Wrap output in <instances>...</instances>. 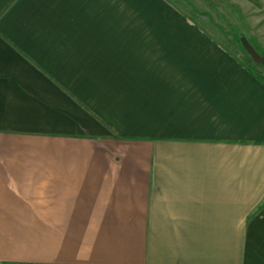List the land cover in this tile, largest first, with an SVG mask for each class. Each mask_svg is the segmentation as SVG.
<instances>
[{
    "label": "crops",
    "instance_id": "obj_1",
    "mask_svg": "<svg viewBox=\"0 0 264 264\" xmlns=\"http://www.w3.org/2000/svg\"><path fill=\"white\" fill-rule=\"evenodd\" d=\"M231 1L227 32L175 0H0V264H264V0Z\"/></svg>",
    "mask_w": 264,
    "mask_h": 264
},
{
    "label": "rangeland",
    "instance_id": "obj_2",
    "mask_svg": "<svg viewBox=\"0 0 264 264\" xmlns=\"http://www.w3.org/2000/svg\"><path fill=\"white\" fill-rule=\"evenodd\" d=\"M176 2H179L180 6L181 7H188L189 5L191 7H198V8H202V9H205V8H210V9H213V10H216L215 12H209V14L211 15V17L213 19H216L220 22H222V25H223V30L229 32L231 31V26L229 24H231V20L233 19H238V17L240 16H235L233 15V13H239V10H241L243 13L245 12H250L251 11V7H246V5H243V6H240L239 7V10L238 8H236L235 6L233 7L231 5L232 1L231 0H175ZM189 4V5H188ZM254 6L258 9H259V12L261 14H264V7L263 5H261L260 3H254ZM218 9H222L224 10L226 13V19L223 18V20L221 19V16L218 15L219 13V10ZM218 12V13H217ZM230 13L232 14L233 18L231 17ZM242 20H244V17H239V26L241 27V24H242ZM263 65H264V62H263Z\"/></svg>",
    "mask_w": 264,
    "mask_h": 264
},
{
    "label": "water",
    "instance_id": "obj_3",
    "mask_svg": "<svg viewBox=\"0 0 264 264\" xmlns=\"http://www.w3.org/2000/svg\"><path fill=\"white\" fill-rule=\"evenodd\" d=\"M240 43L253 62L263 64L264 55H258V53L244 36L240 38Z\"/></svg>",
    "mask_w": 264,
    "mask_h": 264
},
{
    "label": "trees",
    "instance_id": "obj_4",
    "mask_svg": "<svg viewBox=\"0 0 264 264\" xmlns=\"http://www.w3.org/2000/svg\"><path fill=\"white\" fill-rule=\"evenodd\" d=\"M241 36H243V35L241 34L240 37H241ZM247 56H248V58H249V61H252L251 58L249 57V55H247Z\"/></svg>",
    "mask_w": 264,
    "mask_h": 264
}]
</instances>
